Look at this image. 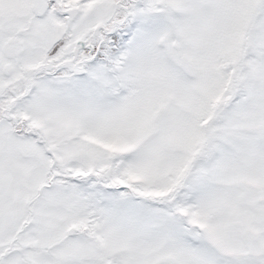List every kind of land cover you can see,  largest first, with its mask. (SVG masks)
<instances>
[{
    "label": "rangeland",
    "instance_id": "rangeland-1",
    "mask_svg": "<svg viewBox=\"0 0 264 264\" xmlns=\"http://www.w3.org/2000/svg\"><path fill=\"white\" fill-rule=\"evenodd\" d=\"M114 2L115 6L111 0H98L89 11L85 9L83 22L81 19L70 28L73 34L66 48L72 46L77 31L91 27L85 17L89 23L114 16L118 21L122 17L119 11L124 14L131 7L141 25L131 40L129 57L120 51L124 40L118 27L112 45L115 58H131L128 84L138 88V93L120 105L101 101L93 105L90 96L84 106L72 95L51 98L50 91L37 95L41 104L27 109L38 118L34 127L40 128L48 147L58 154L52 167L56 177L49 183L52 161L34 140H15L14 148L0 144L2 248L29 214L33 220L25 227L27 238L20 241V251L13 245L16 251L5 264H63L65 253L67 264H76L82 247L89 248L82 251L87 254L84 257L94 253L91 243L74 240L66 252L59 238L68 223L90 238L92 225L86 222L101 216L105 218L101 242L110 250L121 245L141 246L139 254H144L146 264H155L163 249L167 255L161 260L167 262L219 263L220 255L212 251L211 244L222 250L238 247V233L244 244L253 243L244 227L249 193L259 197L250 220L259 233V244L264 245V0ZM138 4L147 5L149 12ZM31 8L38 14L45 5L37 0ZM28 10L19 11L20 23ZM58 25L51 14L35 21L28 38L35 41L38 55L39 48L47 45L45 41L58 37ZM110 46L104 40L100 51L109 54ZM182 55L192 65L191 78L179 66ZM247 62L254 74L245 71ZM79 85L84 88L83 81ZM234 85L243 93L241 103L221 110L219 103L222 99L230 103L227 94H232ZM248 87L252 91L244 94ZM56 90L71 92L60 84ZM85 111L87 116L81 118ZM78 135L94 136L98 146L95 149L94 141L90 146L92 141ZM65 136L68 144L62 145ZM7 151L13 160L16 157L14 166L6 159ZM237 183L244 197V209L239 211L233 210L239 205ZM84 197L93 203L110 199L113 205L98 208L95 204L85 215L74 204ZM205 220L211 223L210 232L187 225L193 221L201 226ZM231 257L222 258L230 261Z\"/></svg>",
    "mask_w": 264,
    "mask_h": 264
},
{
    "label": "flooded vegetation",
    "instance_id": "flooded-vegetation-1",
    "mask_svg": "<svg viewBox=\"0 0 264 264\" xmlns=\"http://www.w3.org/2000/svg\"><path fill=\"white\" fill-rule=\"evenodd\" d=\"M114 1L115 0H111L113 6H115ZM97 2L98 0H42L45 8L41 10L40 13L36 14L35 8H31V5L33 4L34 7H36L37 0H0V144L3 147H9L10 145L14 148V144H17L15 140H34V142L42 148L44 154L52 161V163L49 164L52 176H50L49 183H53L56 177L52 167L56 165L58 154L54 151L55 149L52 150L48 147V139L41 133L39 130L40 128L34 127V123H37L36 120L38 118H35L27 109L35 107L36 104H41V98L40 96L37 97V95L48 93L49 91L51 92V98H63L72 95L74 98L81 101V106H84L85 101L90 100V96L92 97L91 103L93 105H98L99 101L107 105L113 102L120 105L125 100L131 99L138 93V88L133 89L128 84L131 76L127 73V68L130 65L131 58L129 61L120 60V56L115 58V45H112V41H114L115 37L114 29L118 27L122 35L120 38L124 40L120 43V51L125 58L129 57L128 50H131L133 45L131 40L134 39L136 33L140 31L141 25L139 17L135 16L131 7L126 8L124 14L119 11L122 17L118 21L115 20L114 16V18L110 19L98 18L89 23L85 17V23L91 25V27L89 26L90 28L85 31H77L72 46L66 48L70 43L69 36L73 34L70 28L75 23L81 22V19L83 22L85 9L89 11V6ZM138 5L141 6L142 11L149 12L147 5ZM20 10H28L32 13L29 14V12L21 23L19 16ZM109 12H111L110 8ZM49 14L54 15L58 19V28L61 27V31L58 37L56 36V38H54V41H45L47 45L44 49L39 48L41 53L38 55L36 49L34 50L35 41L29 40L28 33L33 30L36 20H43ZM20 24L22 27H20ZM58 28L55 31H58ZM56 40L59 42H55ZM104 40H106L108 44H111L108 50L109 54L100 51V46ZM61 42L65 46L63 50L62 44H60ZM157 45L159 48V44ZM56 46L59 49L54 48ZM33 55L38 57L39 60H36ZM232 64L233 63H230V65ZM245 64H247V69H245V71H248L249 74H254L251 63L247 62ZM118 65L119 68H117ZM230 76L231 75H229V77ZM245 77L244 82L246 83L247 81L246 84L248 85L250 79L247 78V74ZM82 81L84 82V88L79 85ZM227 83L229 85V81ZM57 84L67 86L71 92L62 91L59 93L56 90ZM88 87H91V89ZM231 89L233 90L232 94H227V97H229L228 100L231 99L230 103L228 104L222 99L218 105L221 110H228L229 108L231 110L235 105L241 103L243 99L242 91L239 93L240 90L236 88L235 85L232 86ZM224 91L225 90L222 91L221 95H223ZM250 91H252V88L248 87L247 90L244 91V94ZM35 98L40 99V102H37ZM98 98L99 100H97ZM129 102L130 101H128L126 105L129 104ZM83 109L82 107V110ZM92 114L94 115V112H92ZM85 115L87 116V111L82 112L81 118ZM250 132L251 131H247L246 134L248 135ZM78 138L92 141L91 144H88L90 146L93 145L94 139L98 141V139L92 135L90 138L78 135ZM62 139H64L62 145L68 144V136ZM97 146L98 144L95 142V149ZM16 150L18 151V149ZM4 154L7 157L6 159H9L14 166L16 157H14V160L10 158L12 155L8 151ZM237 187V201L239 200V205L237 204L236 209H233L235 211L244 209L242 186L240 187V183H237ZM40 193L41 191L38 192V194ZM251 195L255 196H253L252 201ZM245 199H248L250 203L246 206L245 216L247 220H245V222H247V224L244 222V227L247 228L246 231L250 234L249 236H252L253 243L244 244L243 235L238 233V238L240 239V245L238 247L233 249L224 247L222 250V248L211 244L212 251L215 252L216 255L219 254L221 256L217 255L221 260L219 263L214 264H264V245L259 244V237H256L259 233L250 220L251 217L254 218L255 206L260 203L259 197L257 193H249L248 196H245ZM80 201L78 200V202L74 203L75 209L80 212L84 210L85 215L95 207V204H97L98 208L104 205L110 208L113 205L110 199L108 201L93 203L88 201L87 197H84L81 198ZM29 203L30 202H28V204ZM252 205L253 207L248 209ZM31 216L32 215L29 214L26 222L22 223L18 228L16 227L15 236L7 243L6 248L4 246L2 248V245H0V264H5V262L12 257V254L21 248L20 241L27 238L26 232L28 229L25 230V227H29L33 222ZM98 218L101 220V225L99 219L94 220L93 217L89 218L88 222H86L88 225H92V231L89 235L90 238L86 234L83 236L77 233L76 230H72L75 224L70 223L67 224L66 229L59 238L66 252L68 244L73 243L72 241L74 240L77 243H79V240L80 242L86 240L91 243L94 253L89 256L84 257L87 254L83 253L89 250L88 247L84 246L80 251L76 249V252L78 250L77 259L75 258L76 264H146L145 258H143L144 254H139L143 249L141 246L135 245L130 247L121 245V247L110 250L106 242H101V226L105 218L102 219V216ZM227 221L228 220H226V222ZM204 223L205 224L200 226L199 222L195 223L190 221L187 225L190 227L194 225L198 231L203 229L210 232L211 223L206 220ZM81 228L82 225H79L77 229L80 230ZM0 242L2 243V241ZM13 245L16 250H14ZM48 248L51 252L50 245H48ZM158 253L159 255L155 264H179L178 261L167 262L161 260L163 257H166V250L163 249L162 252L158 251ZM230 256H232L229 258L230 261H224V258H222ZM47 257L51 259L49 252H47ZM167 257L171 256L168 255ZM67 261L68 257L67 253H65L63 264H67ZM182 264L186 263L182 262Z\"/></svg>",
    "mask_w": 264,
    "mask_h": 264
},
{
    "label": "water",
    "instance_id": "water-1",
    "mask_svg": "<svg viewBox=\"0 0 264 264\" xmlns=\"http://www.w3.org/2000/svg\"><path fill=\"white\" fill-rule=\"evenodd\" d=\"M179 66L187 77H191L193 75L191 64L186 55H182L181 57H179Z\"/></svg>",
    "mask_w": 264,
    "mask_h": 264
}]
</instances>
